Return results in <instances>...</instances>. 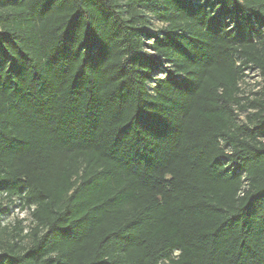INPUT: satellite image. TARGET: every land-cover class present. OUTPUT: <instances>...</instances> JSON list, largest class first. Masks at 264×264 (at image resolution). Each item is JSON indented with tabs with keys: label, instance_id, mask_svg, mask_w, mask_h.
<instances>
[{
	"label": "trees",
	"instance_id": "trees-1",
	"mask_svg": "<svg viewBox=\"0 0 264 264\" xmlns=\"http://www.w3.org/2000/svg\"><path fill=\"white\" fill-rule=\"evenodd\" d=\"M0 196V264H264V0H0Z\"/></svg>",
	"mask_w": 264,
	"mask_h": 264
},
{
	"label": "rangeland",
	"instance_id": "rangeland-1",
	"mask_svg": "<svg viewBox=\"0 0 264 264\" xmlns=\"http://www.w3.org/2000/svg\"><path fill=\"white\" fill-rule=\"evenodd\" d=\"M163 26L164 24L154 14L146 12L142 26L145 32L158 34ZM240 86L244 96L251 98V100L256 99L262 90L263 79L257 70H248L247 76L241 81ZM254 111L251 109L248 112H239L237 121L240 124L246 123L248 116ZM0 202H3L4 207L8 208L7 212L1 213L0 241L5 243L13 240L17 241V234H21L24 238L22 244L28 246L30 238L26 235L29 234L33 225L31 211L22 208L17 200L0 196ZM21 241L20 239L19 242Z\"/></svg>",
	"mask_w": 264,
	"mask_h": 264
}]
</instances>
